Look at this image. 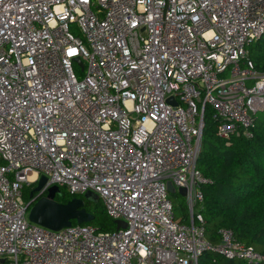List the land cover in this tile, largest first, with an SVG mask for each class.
<instances>
[{
  "label": "built area",
  "instance_id": "obj_1",
  "mask_svg": "<svg viewBox=\"0 0 264 264\" xmlns=\"http://www.w3.org/2000/svg\"><path fill=\"white\" fill-rule=\"evenodd\" d=\"M263 34L264 0H0V264L264 262L229 228L205 238L196 166L206 106L220 137L252 136L264 71L248 46ZM51 185L96 193L124 227L31 222Z\"/></svg>",
  "mask_w": 264,
  "mask_h": 264
},
{
  "label": "trees",
  "instance_id": "obj_2",
  "mask_svg": "<svg viewBox=\"0 0 264 264\" xmlns=\"http://www.w3.org/2000/svg\"><path fill=\"white\" fill-rule=\"evenodd\" d=\"M248 59L255 69L264 71V34L248 46ZM217 125L218 121L212 118V111L206 106L196 160L197 169L211 180L201 186L203 198L198 208L203 220L204 236L211 244H216L220 241V229L229 228L237 240L252 246L264 256V110L254 116L251 137L235 131L224 139L217 134ZM169 195L176 220L187 223L189 216L177 215L178 208L184 207V202L177 203L172 194ZM73 196L64 192L56 194L55 199L66 202ZM84 207L93 214V219L83 223L92 225L99 232L116 229L114 220L105 212L100 198L98 201H85ZM198 264L264 262L228 259L211 250L199 256Z\"/></svg>",
  "mask_w": 264,
  "mask_h": 264
},
{
  "label": "water",
  "instance_id": "obj_3",
  "mask_svg": "<svg viewBox=\"0 0 264 264\" xmlns=\"http://www.w3.org/2000/svg\"><path fill=\"white\" fill-rule=\"evenodd\" d=\"M76 61L81 66L78 58ZM173 104H176L173 101ZM46 182V177L41 175L36 185L30 190L29 196L31 197L34 192H37ZM169 194H173L176 190L185 195V187H174L172 182H166ZM60 192L57 185H51L47 188L46 194L36 199L29 207L28 219L52 230H59L63 227L69 226L76 221L77 223L89 222L93 219V214L86 210L84 207L85 201H98V195L92 191H86L81 196H73L66 202L57 201L56 194ZM116 229L124 227L122 220H114Z\"/></svg>",
  "mask_w": 264,
  "mask_h": 264
},
{
  "label": "rangeland",
  "instance_id": "obj_4",
  "mask_svg": "<svg viewBox=\"0 0 264 264\" xmlns=\"http://www.w3.org/2000/svg\"><path fill=\"white\" fill-rule=\"evenodd\" d=\"M73 31L74 32H77V30L73 27ZM225 77H229V71H226L225 74H224ZM36 185V184H35ZM34 185V186H35ZM33 186V187H34ZM31 189L28 187L26 188L25 190H23V198L25 200H29L30 197H29V194L27 193L28 191H30ZM66 192L65 188L64 187H60V192L58 194H62ZM67 193V192H66ZM45 194V193H44ZM83 194H78L77 196H81ZM173 198L175 199V201L177 203L179 202H184V207H179L178 210H177V215H187L189 216V212H188V207H187V201H186V198H185V195H181L177 190L172 194ZM29 210V209H28Z\"/></svg>",
  "mask_w": 264,
  "mask_h": 264
}]
</instances>
